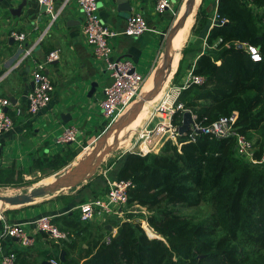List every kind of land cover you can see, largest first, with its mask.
<instances>
[{
  "label": "trees",
  "instance_id": "trees-1",
  "mask_svg": "<svg viewBox=\"0 0 264 264\" xmlns=\"http://www.w3.org/2000/svg\"><path fill=\"white\" fill-rule=\"evenodd\" d=\"M253 1L261 9L258 12L244 0L217 1L215 11L228 21L210 28L206 40L210 48L193 52L198 57L190 65L205 80L183 89L178 97L202 125L237 112L238 131L249 139L264 129V0ZM203 10L210 15L214 11ZM189 45L183 48L182 62ZM248 45L257 46L261 61L252 60ZM180 71L181 65L175 81ZM182 118L178 111L173 122ZM181 140L180 148L169 140L158 153L127 152L116 178L135 182L129 205L145 207L148 213L140 216L156 236L129 213L132 220L116 222L111 243L96 240L61 264H264V164L239 158L232 137L200 133L196 142L187 136ZM255 149L260 158L263 136ZM71 154L68 160L77 153ZM67 161L56 164V169ZM15 182L0 171V186ZM206 201L214 211L207 219L176 210L177 205L196 207ZM70 248L75 249V243Z\"/></svg>",
  "mask_w": 264,
  "mask_h": 264
},
{
  "label": "crops",
  "instance_id": "crops-1",
  "mask_svg": "<svg viewBox=\"0 0 264 264\" xmlns=\"http://www.w3.org/2000/svg\"><path fill=\"white\" fill-rule=\"evenodd\" d=\"M188 1L173 0V10L158 16L154 13V0H99L102 20L120 32L111 40L113 56L132 59L136 70L147 78V82L163 58L164 33L175 22ZM217 1L202 0L205 8L214 9L212 16L215 15ZM60 3L61 0H58L56 6ZM129 5L131 9L126 10ZM133 12L143 13L154 30L138 37L123 34L127 18ZM44 22L45 14L38 0H0V75L8 72L2 83L1 94L12 101V106L6 110L15 118L14 127L0 136V171L5 170L7 176L13 179L19 174L28 178L41 175L50 166L56 168L55 165L59 162L70 159L72 152H79L80 148H86L101 139L109 128L100 100L105 86L112 79L86 41L83 32L84 16L75 1L65 8L48 38L29 58L15 67L23 57L24 48L34 37L37 31L35 28L42 27ZM12 30L32 34L20 46L11 36ZM55 49L61 50L60 59L47 65V72L55 88L51 102L38 114L30 115L27 108L28 97L33 88L32 68L35 61H44L48 53ZM178 56L174 62L172 78L178 70L177 62L180 61L181 53ZM197 57L195 54L189 59L188 67L178 85L186 80L190 65L196 62ZM94 82L97 86L91 93ZM17 107L22 109L21 114H17ZM159 117L162 116H157L158 119ZM70 125L77 127L78 138L73 143L64 144L58 137ZM88 151V148L81 151L71 165H62L61 168H64L60 173L79 162L82 155H89ZM123 160L122 156L117 162L100 171L97 177L89 176L75 186L67 187L72 189L70 192H55L47 198L39 197L40 199L24 205H0V212L6 221L22 224L35 236V243L31 247L21 246L17 239L6 238L3 241L4 252L15 253L17 264H52V259L59 260L61 264V251H66V259L72 258L77 256L80 247L88 248L96 240L105 241L107 235L117 229L116 222L120 219L110 216L105 222H101L100 218L83 222L78 205L94 197H105L107 179L118 177ZM102 172L106 179L101 176ZM60 173L58 175L62 176ZM55 177L56 175L44 177L39 182ZM43 215L52 216L60 228L68 232V238L56 242L44 233H36L34 222ZM2 225L3 221L0 219V232ZM72 243H75V249L70 248Z\"/></svg>",
  "mask_w": 264,
  "mask_h": 264
},
{
  "label": "built area",
  "instance_id": "built-area-1",
  "mask_svg": "<svg viewBox=\"0 0 264 264\" xmlns=\"http://www.w3.org/2000/svg\"><path fill=\"white\" fill-rule=\"evenodd\" d=\"M58 0H38L43 7L45 14V22L42 27H36L34 37L31 42L24 48L23 57L15 64L18 67L23 60L32 55L34 50L39 47L54 30L56 24L60 21L63 11L70 2H76L81 9L84 22L83 32L87 43L92 48L94 56L101 60L112 81L107 84L103 90V97L100 100V106L109 127L123 114V111L134 101H138L142 97V89L146 82V77L136 70L135 63L132 59L126 57L113 56V44L111 40L120 34L115 28L107 25L101 18L99 0H61L59 6H56ZM256 12L261 10L253 0H244ZM173 10V0H154V13L156 15H164L168 11ZM219 14L215 11L213 25L219 23L224 24L228 20L219 18ZM220 19V20H219ZM147 18L143 13L133 12L126 21L123 34L127 36H141L148 31H153ZM32 33L25 31L12 30L11 36L19 42L20 46L28 40ZM248 52L252 60L261 61L262 55L257 46L248 45ZM61 50L55 49L48 53L44 61H35L31 71L33 88L28 97L27 112L30 115L38 114L43 108L49 106L51 102L52 92L54 91V83L51 76L47 72V65L60 59ZM8 72L0 75V136L10 131L15 125V118L6 108L12 106L10 98L1 94L2 83L7 77ZM205 78L195 74L193 68L187 73L186 80L179 85L175 98L168 103L169 94L166 100L157 108L162 111L163 116L153 125L154 115L136 134L134 146H138L139 154L146 155L148 153H158L167 141H172L179 148L184 141L183 136L179 132V126L182 124L173 122V116L178 111H190L194 119L190 131L185 135L188 141H197L200 133L210 135L211 138H234L236 155L252 164H264V153L260 158L255 154V143L245 134L238 131L236 126L237 112L230 116H224L217 121L202 125L197 121V115L189 108H186L182 102L178 101V97L183 89L193 84H202ZM168 103V106L166 104ZM17 114L22 113L21 108H16ZM78 138V129L75 125H70L64 129L58 140L64 144L73 143ZM108 189L105 197H94L86 202L78 205L80 211V219L83 222H89L100 218L101 222H105L108 217L114 216L120 220H132L128 217L129 213H134L133 206L129 205V190L135 187L132 179H107ZM145 213V207L139 206ZM0 219L3 225L0 232V261L1 264H17V256L13 252H4L3 241L10 237L17 239L23 247H31L35 243L34 234L22 224L10 223L5 220L0 212ZM143 224V225H142ZM141 225L149 235H154L153 229L149 226L146 219L141 220ZM151 229V231H150ZM34 230L36 233H44L56 242L64 241L68 238V232L60 228L53 220L52 216L43 215L34 222ZM117 229L107 235L105 242L111 243L112 238L116 235ZM52 264H60L57 259H52Z\"/></svg>",
  "mask_w": 264,
  "mask_h": 264
},
{
  "label": "rangeland",
  "instance_id": "rangeland-1",
  "mask_svg": "<svg viewBox=\"0 0 264 264\" xmlns=\"http://www.w3.org/2000/svg\"><path fill=\"white\" fill-rule=\"evenodd\" d=\"M204 8L205 7L203 6L202 0H201V2L198 4L197 9H196V15L194 17L193 25L191 27L188 39L184 45V47H186L190 44L189 45L190 49L185 55L183 62L181 61L183 59L182 58L183 51L181 52L180 61L178 60L177 62V64H179V67L181 65V71H180V75L178 76L179 78L177 79V81H175V76L172 78L173 76L172 74L174 72V68H173L174 62L177 60L176 58H179V56L174 57L175 59L173 63L171 64L166 77L161 82L157 83L156 86L150 91L146 102H144L145 100L141 101L142 100V97H141V99H139L138 101H134L131 104H129L128 107L123 111V114L119 116V118L113 123L112 127L109 128V130L104 134V136H102L101 139L97 140L95 143L89 144L86 148H80L79 152H76L77 153L76 156H73L71 161L68 162L70 165L76 160V157L80 154V152L84 151L87 148L89 150L88 151L89 155L88 154L82 155L79 162L73 164L70 167L69 171L70 170L73 171L75 168H85L88 165L90 164L92 165V163H94V165H92L93 175L91 174L90 178L97 177V174H99L100 171H103L104 169L112 165L113 163L117 162L119 158L122 157L127 152L129 151L136 152V153L140 152V150L138 149V146L133 145L138 131L148 122V120L151 119L153 115H154L153 125H155L159 120L157 116H163V114H161L162 111L157 110V108H159L163 104V101L166 100L165 97L167 96V94L171 96L169 98V101L167 100L168 103H170L173 100V98H175L176 92H178L179 90L178 89L179 80L181 76L185 73V70L188 67V61L193 56V52H195L196 50H198V48H201L202 46H203V49L210 48L206 40H207L210 27L213 24L215 15L214 16H212L213 14L210 15V13L206 11L207 9L203 10ZM257 14L260 15L261 12ZM158 16H162V15H158ZM179 21L180 20H177V17H176L175 22L166 30V33H164V39H163V49H164L163 56L164 57H165V49L167 46L168 38L174 26H176V24ZM213 47H215V45ZM180 62H182V64ZM143 89H142V92H143ZM102 97L103 95H101V98ZM168 103L166 104V106H168ZM143 110L147 114H145ZM118 130H120L119 131L120 133L117 134V139H115L114 142L109 141V146H106L105 148L104 146L108 142L107 139L109 138V136L114 131L117 132ZM120 134L121 135L124 134L125 136L123 135L122 137H120ZM262 136L264 137V129L253 133L252 139L254 143L257 141V139H259ZM69 157H71V155ZM85 157H86V160L83 161ZM97 158L99 159L96 160ZM81 162H86V163L79 164ZM63 168L64 166L58 170L50 166L48 169L44 170V172L41 175L36 174L29 178L25 176V177H22V179L16 178L15 179L16 182L14 185L0 186V193L3 195L5 194L16 195V194L26 193V192L30 193L40 186L34 187L32 188V190H30L31 189L30 187L33 186L35 183L39 182L44 177L56 175L57 178L55 181H57L62 176L66 175L68 172H65L62 176L58 175L60 172H62ZM101 174H102L101 176L105 178L103 172ZM71 190L72 189L67 188V190H64L63 192H70ZM51 195L52 193L42 196V198H47ZM4 204L8 205L7 203H4ZM4 204L3 206H5ZM133 208L135 210L134 213L136 214V216L134 217V220L138 222L139 220L143 219L140 216L141 214H143L142 213L143 211L139 206L137 207L133 206ZM176 210L180 211L183 214L194 216L198 220L207 219L214 212L213 205L208 201L202 202L199 206H196V207H189L186 205H177ZM145 213H148L147 210ZM151 232H154V231H151ZM73 258H76V255Z\"/></svg>",
  "mask_w": 264,
  "mask_h": 264
},
{
  "label": "water",
  "instance_id": "water-1",
  "mask_svg": "<svg viewBox=\"0 0 264 264\" xmlns=\"http://www.w3.org/2000/svg\"><path fill=\"white\" fill-rule=\"evenodd\" d=\"M194 1L195 0H189L188 4H191ZM23 6H24V4L22 6H20V11H21ZM125 9L130 10L131 6L129 5ZM189 14H190V10H188L187 13L185 14L184 18H182L176 24V26H174V28H173V30H172L169 38H168L167 46L165 49V58L166 59H169V57H170L169 55H170V46H171L172 36L177 31V29H179L185 23ZM165 70H166V68H164V72H165ZM96 86H97V83L94 82L91 93H93ZM145 98H146L145 96H142L141 101H143ZM69 118H70V116H69ZM194 123L195 122H194V119L192 117V113L190 111H185L183 114L182 124L179 126V132L183 136H185L190 131L191 125ZM110 127H112V125ZM109 128H108V130H109ZM92 165H94V163H92ZM92 165L90 164L85 168H75L73 171L68 172L66 175L62 176L57 181H54V182L47 184V185H42L30 193L26 192V193L11 195V196L0 194V200L4 201L5 203L10 204L12 206L24 205V204L31 203L39 197L45 196L47 194L55 193L57 191H60L63 188L75 186L80 181L85 179L92 172ZM152 236H156V235H152ZM60 259L63 262L66 260V251H64V250L61 251Z\"/></svg>",
  "mask_w": 264,
  "mask_h": 264
},
{
  "label": "bare ground",
  "instance_id": "bare-ground-1",
  "mask_svg": "<svg viewBox=\"0 0 264 264\" xmlns=\"http://www.w3.org/2000/svg\"><path fill=\"white\" fill-rule=\"evenodd\" d=\"M201 2V0H195L194 2H192L191 4H187L185 6V8H183L180 13L178 14L177 16V20H181L182 18H184L185 14L187 13L188 10H190V14L188 16V18L186 19L185 23L179 28L177 29V31L174 33V35L172 36V39H171V46H170V57L169 59H166L164 56L161 60V63L159 65V67L157 68L156 72L154 74H152L149 79L147 80L146 84H145V87L143 89V92H142V96H145L146 98L144 99L146 102L147 101V98H148V94L150 93V91L156 86L157 83L161 82L167 75L169 69H170V66L171 64L173 63L174 61V57L175 56H178L180 53H181V50L185 44V42L187 41V38L189 36V33H190V30H191V27H192V24H193V21H194V10L196 9V7L198 6V4ZM187 3V1L185 2ZM177 59V58H176ZM164 68H166L165 72H164ZM173 72V71H172ZM144 104V103H143ZM148 105V104H147ZM144 111V110H143ZM142 112V111H141ZM145 113V111H144ZM147 114V113H145ZM136 115V114H135ZM134 115V117H135ZM137 117V116H136ZM141 117V116H140ZM124 127V126H123ZM120 130H118L117 132H113L109 138L107 139V143L106 145L104 146L106 148V146H109V141H113L115 139H117V134L120 133L119 132ZM114 134V135H113ZM113 135V136H112ZM124 134H120V137H122ZM125 136V135H124ZM112 137V138H111ZM103 147V148H104ZM99 158H97L96 160H98ZM86 160V157L84 158L83 161ZM103 160V159H102ZM82 163H86V162H81L79 164H82ZM97 168V167H96ZM70 169V168H69ZM69 169H67L66 171H64L61 175H63L65 172L69 171ZM92 174V172L87 176V178ZM93 175V174H92ZM60 176V175H59ZM92 177V176H91ZM57 177L53 178V179H50L48 181H45V182H41V183H38V184H34L33 186H31L30 190H32V188L34 187H37V186H41V185H47V184H50L52 182H54L56 180ZM84 180V179H83ZM83 185V184H82ZM64 190H67V188H63L61 189L60 191H57V192H61V191H64ZM1 194V193H0ZM5 195H8V196H11V195H14V194H5ZM42 198V197H40ZM38 198V199H40ZM5 202L0 200V205L4 204ZM9 206H12L10 204H8Z\"/></svg>",
  "mask_w": 264,
  "mask_h": 264
}]
</instances>
